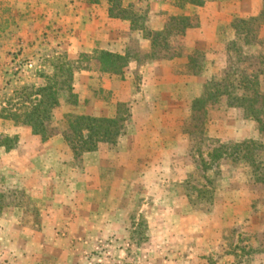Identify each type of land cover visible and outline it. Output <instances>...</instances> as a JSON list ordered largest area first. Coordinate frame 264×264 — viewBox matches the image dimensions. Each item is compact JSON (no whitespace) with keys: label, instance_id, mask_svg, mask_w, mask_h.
<instances>
[{"label":"rangeland","instance_id":"obj_1","mask_svg":"<svg viewBox=\"0 0 264 264\" xmlns=\"http://www.w3.org/2000/svg\"><path fill=\"white\" fill-rule=\"evenodd\" d=\"M106 14L131 30L117 29L119 53L107 33L72 44ZM134 66L119 102L106 74ZM250 88L264 94V0H0L4 116L42 138L68 134L70 118L121 119L102 124L95 153H44V173L30 136L0 135V264H143L153 245L264 264V126L243 107Z\"/></svg>","mask_w":264,"mask_h":264},{"label":"crops","instance_id":"obj_2","mask_svg":"<svg viewBox=\"0 0 264 264\" xmlns=\"http://www.w3.org/2000/svg\"><path fill=\"white\" fill-rule=\"evenodd\" d=\"M105 16H106V18L103 19V20L97 19L96 17L95 18L91 17V19H90L91 21H87L86 20V21H84L85 24H80L81 26H78V27L79 28L81 27L80 30L81 31L83 30L85 32L84 39L80 42L79 40H81V39L76 37L78 35H75L74 39L76 40V42H74L72 44H78L79 46L81 44H90V43L96 44V42H98L99 39L101 41L104 40V39L101 38L102 36L100 34L107 33L106 37L109 40L106 39L105 42H106V45H108L109 44L108 42L111 41V44L109 46H107V47H112V48L111 49H106V50H109L111 52L119 53L118 48H117V50L115 49L116 51L113 50V45L115 47H117V45L113 44V42H115V41L118 42V40H120V39H117V38L114 39V36L120 35L119 32H121L122 34H124V32H128L129 33V30H130L129 26L126 25V23H124V22H122L120 20H112V19L108 18L107 14ZM102 18H103V16H102ZM25 19H26V16L23 15L22 22ZM11 20L13 22V19H11ZM88 22H90V25H93V22H94V26L95 27L94 28H92V27L88 28V25H87ZM117 29L118 30L120 29V31L118 32ZM79 32L80 31H78V34H79ZM198 34H199V36L202 35V33H200V31H198ZM74 46H76V45H74ZM145 66L146 67L141 66L142 68H140L138 70V72L142 76L143 82L145 84L144 87H143L145 89H143V91H145V93H147L148 91L149 92H153L155 90V88H156L155 87V83H156V78H157L156 75H157V73H155L156 72L155 67H157V65L156 64H148V65H145ZM130 68H131L130 71H126L127 69H130ZM136 68H135V66H134V68L128 67V68L123 69L124 71L122 73H114V74L113 73H109V74H106L109 77L111 76L110 77L111 80H114V81L117 80V88H116V90H117L116 93L117 94L116 95L118 96V101L119 102H127V101H129V100H127V95H128V92H129V90H128L129 86H125L124 85V84H129L128 76H126V74H129V76H134L132 74V72H133L132 69L135 71ZM123 77H124V79H123ZM182 86H183V84L181 85V87ZM174 87H176V86H174ZM108 90H110V91L113 90V92H115L113 87H109L108 86ZM176 90H178V89L176 88ZM187 90H188V87H187ZM199 95H196L195 97L197 98V97H199ZM145 99L149 100L150 97H147V94H146ZM142 102L144 103L145 101H142ZM133 104H135V103H133ZM2 106L4 107V105H2ZM115 114H116V111H115L114 115ZM99 117H104V116H99ZM28 130H30V128L25 126L22 122L21 123H17V122H15L13 119H11L9 117L7 118L4 115H0V135L6 136V137H8V136H12L13 137V136L17 135V136H20L21 141H23L22 140L23 137H29L30 136L32 138V141H34V143L36 142L37 146H40V152H39L40 155L39 154H37V155H38V157L40 156L39 160H40L41 164L39 165V169L41 170V173L42 172L44 173V166H43V165H45V162H43L45 160V158L43 157L44 153H47V155H49V152H53V153L55 152L57 154H60V152H59L61 150L60 148H62V149L64 148V151L66 150V152L71 151L70 148L68 147V145L65 142L64 135H62V136L55 135V136L48 137V138H46V137L42 138V137H38L37 136L38 134H35L32 131H28ZM99 145H98L97 149L99 148ZM58 146H60V148H58ZM24 147H26V145ZM55 149H57L58 151H55ZM104 149L105 148H103L102 151H105ZM96 150H94L92 152L84 153V156H86V155H88L90 153H95ZM10 151H12V150H10ZM39 169H37V171H39ZM43 184L38 185V190L36 191V195L39 194L40 190H44L45 189L44 188L45 185L43 186ZM76 186H78V185H77V182L74 181V180H73V182H72V180H68L67 183H65L66 189H69V192H70L68 194L69 201L71 199H74V197H75L74 194L71 195V192H72L73 188H75ZM86 196L88 197V199H86ZM86 196L84 197L85 200L90 201L91 204L93 202H96V200L95 201L93 200V195H91V194L87 195L86 194ZM97 202H98V200H97ZM72 218L76 219L75 217H72ZM109 218L113 219L112 216H108V219ZM125 218L126 217L124 216L123 220H125ZM70 219H71V217H70ZM126 226H127L126 224L123 225V229L124 230H126V228H127ZM217 236H220V233L217 234ZM216 244H217V249L216 250L219 252L222 249L220 241H217ZM151 248H153L152 251L155 253L154 254L155 258L154 259H149V261H147V262L144 261L143 264H208L206 259L205 258L203 259L201 257V255H198V256L196 254H191L190 255L189 254L190 248H188L187 256H185L184 253L181 250L176 249L175 247H173L171 245L165 246V247L164 246L161 247L160 245L159 246H157V245L154 246L153 245ZM229 262H230V259L225 260V258L224 259L220 258V259L214 260L213 263L212 262H210V263H212V264H230ZM56 264H70V262L68 260L67 261H63V262L58 260L56 262Z\"/></svg>","mask_w":264,"mask_h":264},{"label":"trees","instance_id":"obj_3","mask_svg":"<svg viewBox=\"0 0 264 264\" xmlns=\"http://www.w3.org/2000/svg\"><path fill=\"white\" fill-rule=\"evenodd\" d=\"M194 2V1H192ZM198 3V2H197ZM113 17H118V15L110 12ZM113 71V69H112ZM247 83L246 79L243 81ZM258 84V80H254L252 86ZM251 95L249 97H244V109L246 113L252 117L260 126H264V121L259 117V114L264 116V94L250 88ZM218 94L211 95V98L216 99ZM221 96V95H220ZM54 103V102H53ZM36 108H34L35 110ZM6 109H0V115H3L2 112ZM47 111V109H46ZM32 118V117H31ZM30 121V119H29ZM26 118L24 119V124L32 123L29 122ZM121 119H104V118H92L88 116H81L79 118H70L69 119V128L66 133H64V139L71 152L76 156H82L84 153L92 152L97 149L99 143L108 141L106 138L107 132L102 129V124L105 125L107 122L117 123ZM121 127V126H120ZM106 132V133H105ZM118 134V133H117ZM122 135V133L120 134ZM118 137V136H117ZM251 157V156H250Z\"/></svg>","mask_w":264,"mask_h":264},{"label":"built area","instance_id":"obj_4","mask_svg":"<svg viewBox=\"0 0 264 264\" xmlns=\"http://www.w3.org/2000/svg\"><path fill=\"white\" fill-rule=\"evenodd\" d=\"M32 63L31 62H29V63H25V67L26 68H28V69H31L32 68ZM19 67H20V64H19V66H18V69H19ZM17 68H16V70H18Z\"/></svg>","mask_w":264,"mask_h":264}]
</instances>
